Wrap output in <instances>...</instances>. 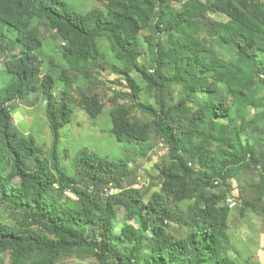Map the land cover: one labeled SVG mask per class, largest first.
I'll use <instances>...</instances> for the list:
<instances>
[{"label": "trees", "instance_id": "1", "mask_svg": "<svg viewBox=\"0 0 264 264\" xmlns=\"http://www.w3.org/2000/svg\"><path fill=\"white\" fill-rule=\"evenodd\" d=\"M99 1L83 12L65 0H0L10 76L0 86V264L8 251L14 264H258L239 258L229 225L264 218V0ZM43 26L60 54H46V69ZM98 68L132 75L140 89L110 96L126 101L110 133L127 147L167 145L151 193L136 186L129 154L83 147L74 165L61 162L75 107L92 118L105 108L86 86ZM34 92L46 102L47 149L15 132L13 102Z\"/></svg>", "mask_w": 264, "mask_h": 264}, {"label": "rangeland", "instance_id": "2", "mask_svg": "<svg viewBox=\"0 0 264 264\" xmlns=\"http://www.w3.org/2000/svg\"><path fill=\"white\" fill-rule=\"evenodd\" d=\"M69 3V5L77 9L79 11H87L95 6H102V3L99 0H65ZM176 6L180 8L183 7L181 3L178 1L175 2ZM216 20L226 21L227 18L222 14H211ZM6 31L10 34V36L14 37L16 34V30L8 24H3ZM150 28H153L152 26ZM44 35L47 37V41L45 42L46 48H43L39 55L43 60L42 65L43 68H48L49 64L47 62L46 54L52 53L55 56L59 57L60 54L58 50H56V39H52L51 34L46 27L43 26ZM150 32V31H149ZM25 47L18 46L15 49V53H20ZM179 49V48H178ZM180 52H185L184 50H178ZM190 52V51H189ZM6 54H0V86L7 84L10 79L9 74L3 70L5 65ZM101 72L98 75L99 80H95L93 84L86 85L90 87L89 90L91 93H99L105 103V108L102 113L97 118H92L89 114L77 106L74 109V121L72 123H66L61 131L62 137L60 140L59 151L61 155V162L63 165L70 164L74 165L76 162V156L81 148L87 147L88 149H92L94 151H99L103 154H110L112 156H122L129 154L131 160L129 162L130 168L133 170L136 176V186L141 187L144 190H147L151 193L153 190L159 189L162 183V178L160 176L159 167L163 164L165 160V155L167 152V145L163 142L157 140L154 144L155 146L151 151L144 150L140 147L133 148L127 147V143L119 141L115 136H113L109 129L111 128V115L116 110L120 109V105L125 106V99H119L120 102L118 105L110 100V96H112L115 90H126V91H139V87L136 84L134 77L132 75H128L125 78H121L118 74H115L105 68H98ZM121 80L122 82H118ZM80 85H85V79L80 81ZM61 85H58V88ZM76 87V84H75ZM78 89L76 90V95ZM30 101V103L28 102ZM13 120L15 132L17 134H33L38 143L42 144L45 149H47L50 145L51 136L50 130L47 125L46 116H45V106L46 102L43 99L42 95L37 92H34L30 95L29 100L27 102L14 101L13 102ZM27 114V118H23V116ZM128 148V151L125 150ZM66 149L68 152L66 153ZM135 150L137 153H135ZM125 152V154H124ZM209 158H204L202 161V166H208ZM201 167V166H199ZM75 170V166H73V171ZM245 180V178H244ZM124 184L128 185L127 180H124ZM234 184L237 187L238 182L234 180ZM250 190L249 192H251ZM235 193L238 192V188L235 189ZM238 214V209H234L232 214ZM237 217V216H236ZM234 218L232 223L229 225V231L233 235L234 243L238 248L241 257L240 259H244L245 256L254 253V247L251 244V240L249 243L246 242L248 239H244L248 235H254V237H259V233L261 230H264L262 227L264 226V218L261 214H257L254 217V214H248V217L242 216L240 218ZM239 223V224H238ZM236 224V225H235ZM256 230V233H255ZM6 233H12L11 230H4ZM249 233V234H248ZM260 241V239H258ZM263 240L261 239V243ZM254 243V241H253ZM236 255V254H234ZM237 256V255H236ZM254 260L255 255L253 256ZM257 261V260H256ZM88 260H80L79 258L72 256L66 257L62 259L57 264H88ZM258 264H260L257 261ZM1 264H14V258L11 251H8L5 261ZM264 264V263H263Z\"/></svg>", "mask_w": 264, "mask_h": 264}, {"label": "crops", "instance_id": "3", "mask_svg": "<svg viewBox=\"0 0 264 264\" xmlns=\"http://www.w3.org/2000/svg\"><path fill=\"white\" fill-rule=\"evenodd\" d=\"M23 118H24V119L27 118V114H25V115L23 116ZM262 228L264 229V226H263ZM255 233H256V230H255ZM248 234H249V233H248ZM259 235H260V236H259V237L257 236V238L254 237L255 234H254V235H248V237L246 236L245 238H246V239H249V242H250V240H251V242L255 240V243L252 242V245H253V247H254V253H253L252 256L255 255V259H256L260 264H263V263H264V230H261V232L259 233ZM253 239H254V240H253ZM258 239H260V241H259ZM261 239L263 240L262 243H261ZM236 248H237V247H236ZM256 260H254V257H253V261H254L255 263H257Z\"/></svg>", "mask_w": 264, "mask_h": 264}, {"label": "built area", "instance_id": "4", "mask_svg": "<svg viewBox=\"0 0 264 264\" xmlns=\"http://www.w3.org/2000/svg\"><path fill=\"white\" fill-rule=\"evenodd\" d=\"M234 203L233 201L231 202V204Z\"/></svg>", "mask_w": 264, "mask_h": 264}]
</instances>
